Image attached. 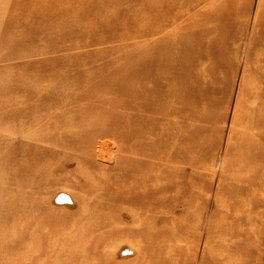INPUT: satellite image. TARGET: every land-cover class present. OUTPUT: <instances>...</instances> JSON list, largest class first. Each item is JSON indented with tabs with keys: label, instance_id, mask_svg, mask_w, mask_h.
Wrapping results in <instances>:
<instances>
[{
	"label": "rangeland",
	"instance_id": "obj_1",
	"mask_svg": "<svg viewBox=\"0 0 264 264\" xmlns=\"http://www.w3.org/2000/svg\"><path fill=\"white\" fill-rule=\"evenodd\" d=\"M185 36L202 46L186 47L185 57L201 68L217 66L220 76L212 83L213 100L197 108L201 122L181 125L184 135L174 149L152 145V156L144 157L121 152L114 137L90 132L76 137L74 148L66 134L38 143L54 153L51 163L39 159L41 166L48 162L54 182L36 199L28 185L31 169L5 161L14 168L5 175L22 174L10 184H18L24 200H36L34 221L44 220L46 246L33 259L46 258L50 240L59 254L66 232L83 222L85 257L92 259L86 264H264V151L243 135V122L233 124L245 61L263 57L264 0H0V85L8 84L0 91V138L22 150L38 148L28 133L68 104H114L115 110L134 104L110 91L121 86L135 58L151 63L163 39L178 43ZM226 42L231 48H223ZM25 154L15 158L26 160ZM132 175L146 181L142 190L124 181ZM135 189L164 197L162 204L133 217L108 200L81 217L82 206H95L97 195ZM32 233L27 243L40 237ZM3 260L20 262L11 254Z\"/></svg>",
	"mask_w": 264,
	"mask_h": 264
},
{
	"label": "bare ground",
	"instance_id": "obj_2",
	"mask_svg": "<svg viewBox=\"0 0 264 264\" xmlns=\"http://www.w3.org/2000/svg\"><path fill=\"white\" fill-rule=\"evenodd\" d=\"M228 29L232 31V28ZM187 37L185 36L178 43H172L166 38L163 39L158 52H152L153 55L157 56V59L151 63L143 62L142 59L134 57L135 60L129 67L126 79L119 82L121 86L110 91L114 98L119 95L118 97L133 99L134 104H119V107H116L117 110H115V106L113 107L114 104H68L65 111L57 114L60 116L52 117L50 124L40 125L39 130L28 133V138L33 140V144L39 146L41 152L38 148H34L35 145L22 150L17 147V144L13 145L11 139L0 138V264L5 263L3 257L7 254H11L13 258L18 256L19 264H86V260L90 257H85V247L82 244L83 222L74 230H70L69 233L66 232L68 237L65 242L60 243L63 248L60 249L59 254L55 252L57 248L54 245V240H50L49 253L46 258L42 261L33 259L37 258L36 255L42 254V250L46 246L45 231L42 232L44 220L34 221L37 212L33 208V203L35 204L36 200H24L19 195L18 184H10L14 178L21 180L22 174H16L12 179L11 176L5 175L7 171L14 169L5 161L10 160V163H19L24 170L31 169L28 185L36 199L38 190L42 186L54 182L48 162L41 166L39 160L42 158L46 161L47 159L50 160L54 153L47 147L41 148L38 143H52L55 139L63 140L61 135L66 134L69 145L71 143L74 148V145L77 146L76 143L79 141H76V137L79 139L80 135L90 132L92 135L99 134L106 138L114 137L124 148V150H120L121 152L125 151L144 157L152 156V153H149L151 150L148 149L152 145L162 146L163 149H174L184 135V131H181L183 127L181 125L188 124L196 127L198 125L196 121L201 122L197 108L201 105L200 103L213 100L216 93L212 88V83L220 76V70L217 66L213 65L212 69L208 66L201 68L200 62H191L193 59L185 57L190 50L186 47L193 45V47L198 48L201 46H198L200 42H193ZM204 44L209 45L211 43L205 41ZM259 44H261L258 51L259 55H263L261 61L251 62L250 57L245 61L243 79L239 90L238 110L234 116L233 124L240 125L243 122V128H246L243 129V135L248 133L254 140L257 139L258 142L253 143V146L264 151V37L259 40ZM231 46L229 42L228 44L226 42L223 48H231ZM196 52L199 53L200 50H196ZM169 57L172 60H169ZM7 85L4 84V87L0 85V91L3 90L2 92H4ZM19 87L20 89L23 88V86ZM122 88H124L123 91H121ZM244 98L249 101H242ZM247 104H255V106L250 108ZM93 108L98 109L96 114L85 112L86 109ZM41 114L42 112L39 111V117L43 115ZM55 123L59 126L58 130L50 128V125ZM149 141H151V145H149ZM107 144L104 143L100 146L99 154L101 156L104 152L103 148ZM25 151H27L28 159L15 158L25 156ZM172 156L175 157L177 154L174 153ZM160 158L166 161L168 157L161 155ZM136 179L139 178L132 175L126 177L124 181L134 183L140 186L138 188L142 190L146 181ZM6 184H10L11 189L6 190ZM96 197V200H92L96 204L95 206H82L81 217L82 215L95 214L101 208L104 209L106 205H101L102 201L105 203L109 201L119 202L121 206H125L123 208L125 211L135 215L133 217H139L147 210L159 207L164 198L153 199L147 192L137 189L123 190L115 197L111 194L97 195ZM112 210L114 212L119 211L116 208ZM19 222H25V224L21 226ZM33 227L36 229L32 233L30 230ZM17 229H19L20 234L15 232ZM29 232L32 233L31 236L37 234L40 237L32 238L27 243L26 241L29 240L30 236ZM132 253L135 255L134 250ZM134 255L132 256L134 257ZM6 263L8 264V262ZM166 263L168 261H163L161 264Z\"/></svg>",
	"mask_w": 264,
	"mask_h": 264
}]
</instances>
